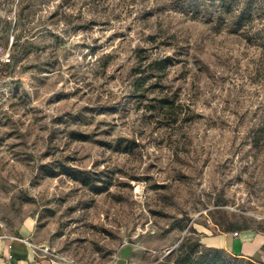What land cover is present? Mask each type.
<instances>
[{"label":"rangeland","instance_id":"374dc122","mask_svg":"<svg viewBox=\"0 0 264 264\" xmlns=\"http://www.w3.org/2000/svg\"><path fill=\"white\" fill-rule=\"evenodd\" d=\"M11 38L1 229L64 264H258L199 235L264 232V0H0Z\"/></svg>","mask_w":264,"mask_h":264},{"label":"crops","instance_id":"0c3cea01","mask_svg":"<svg viewBox=\"0 0 264 264\" xmlns=\"http://www.w3.org/2000/svg\"><path fill=\"white\" fill-rule=\"evenodd\" d=\"M31 230L21 227L17 232L0 228V264H64L35 249L30 242ZM19 239H15V238ZM200 242L209 248L222 250L237 257L264 264V232L252 228L242 230L201 232ZM121 252L116 264H128L129 258Z\"/></svg>","mask_w":264,"mask_h":264},{"label":"built area","instance_id":"2783aa9c","mask_svg":"<svg viewBox=\"0 0 264 264\" xmlns=\"http://www.w3.org/2000/svg\"><path fill=\"white\" fill-rule=\"evenodd\" d=\"M12 42H13V38L10 39L9 45L7 47L0 44V85L5 81L10 66L12 65V55H11ZM15 239H19V238L16 237ZM42 250L46 252L48 251L47 248Z\"/></svg>","mask_w":264,"mask_h":264},{"label":"trees","instance_id":"16d2710c","mask_svg":"<svg viewBox=\"0 0 264 264\" xmlns=\"http://www.w3.org/2000/svg\"><path fill=\"white\" fill-rule=\"evenodd\" d=\"M13 63V62H12ZM172 63V58L170 56H165L164 58L162 59H156L152 62L153 64V68L158 71V72H163L167 69V67ZM160 107L161 109H164V108H169V103L168 102H165L163 100L160 101ZM228 231V230H227ZM200 241V239H199ZM205 248L207 249H212V250H219V249H215V248H209V247H206L204 246ZM251 260V259H250ZM253 261L254 263H258V264H263V262H258V261H254V260H251Z\"/></svg>","mask_w":264,"mask_h":264}]
</instances>
